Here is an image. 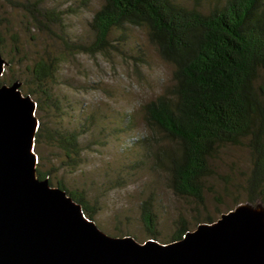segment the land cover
<instances>
[{"label": "rangeland", "instance_id": "obj_1", "mask_svg": "<svg viewBox=\"0 0 264 264\" xmlns=\"http://www.w3.org/2000/svg\"><path fill=\"white\" fill-rule=\"evenodd\" d=\"M26 0H0V54L7 62L0 82L18 81L22 92L33 89L32 64L54 65L46 83L53 105L37 115L51 127L79 134L80 165L62 166V153L42 144L36 150L44 159L40 170H54L48 180L62 182L69 190L85 194L94 211L92 221L105 234L130 236L138 243L148 240L140 222V204L151 199L157 218L158 242L169 240L178 219L190 231L206 217L215 221L245 203V178L250 168L248 152L242 147L221 148L211 161L203 206L176 197L168 184L166 153L172 145L157 131L144 125L142 106L172 86L173 67L164 62L148 42L145 31L129 27L109 37L111 48L92 55L74 52L53 34L38 31L27 11ZM31 2L35 0H29ZM192 6V0H175ZM221 1V0H210ZM46 9L63 14L69 44H89L88 23L102 0H42ZM206 10V7H203ZM32 98V97H31ZM148 141L149 147H143Z\"/></svg>", "mask_w": 264, "mask_h": 264}, {"label": "trees", "instance_id": "obj_2", "mask_svg": "<svg viewBox=\"0 0 264 264\" xmlns=\"http://www.w3.org/2000/svg\"><path fill=\"white\" fill-rule=\"evenodd\" d=\"M192 2L188 7L175 0H102L88 23L92 38L87 45L69 44L67 38L55 34L52 29L58 28L66 37L63 14L44 8L42 0H26L21 8L38 31L53 34L74 52L89 55L111 48L109 37L114 32H123L127 26L143 29L158 56L173 67L172 86L142 106L145 127L172 145L166 153L172 194L203 206L207 181L213 175L211 161L221 148L242 147L250 159L245 203L264 206V0ZM54 68L52 63L36 61L31 67L35 87L26 93L22 92L25 85L20 87L22 94L35 101L36 117L53 105L46 83ZM13 82H0V86ZM37 119L38 179L48 180L54 172L40 170L44 159L36 150L42 144L56 147L64 158L62 166L75 170L81 162L78 132L50 128ZM142 143L149 147L148 141ZM56 187L81 205L86 218L93 219L94 211L87 206L83 191L69 190L59 181ZM214 221L206 217L196 226ZM140 222L147 239L158 242L151 199L140 204ZM188 231V223L180 218L162 244L180 240Z\"/></svg>", "mask_w": 264, "mask_h": 264}, {"label": "water", "instance_id": "obj_3", "mask_svg": "<svg viewBox=\"0 0 264 264\" xmlns=\"http://www.w3.org/2000/svg\"><path fill=\"white\" fill-rule=\"evenodd\" d=\"M7 62L0 54V77ZM0 86V264H264V206L240 203L180 240L112 237L37 177L36 103Z\"/></svg>", "mask_w": 264, "mask_h": 264}]
</instances>
